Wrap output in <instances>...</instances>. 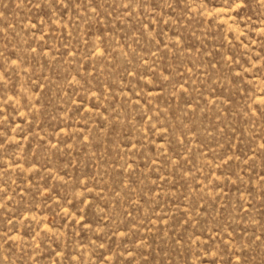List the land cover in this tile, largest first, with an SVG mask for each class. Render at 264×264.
<instances>
[{"label":"rangeland","instance_id":"obj_1","mask_svg":"<svg viewBox=\"0 0 264 264\" xmlns=\"http://www.w3.org/2000/svg\"><path fill=\"white\" fill-rule=\"evenodd\" d=\"M0 264H264V0H0Z\"/></svg>","mask_w":264,"mask_h":264}]
</instances>
